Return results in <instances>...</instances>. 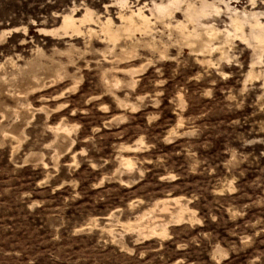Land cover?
<instances>
[{
    "label": "rangeland",
    "instance_id": "1",
    "mask_svg": "<svg viewBox=\"0 0 264 264\" xmlns=\"http://www.w3.org/2000/svg\"><path fill=\"white\" fill-rule=\"evenodd\" d=\"M170 1L0 0V264H264V0Z\"/></svg>",
    "mask_w": 264,
    "mask_h": 264
},
{
    "label": "bare ground",
    "instance_id": "2",
    "mask_svg": "<svg viewBox=\"0 0 264 264\" xmlns=\"http://www.w3.org/2000/svg\"><path fill=\"white\" fill-rule=\"evenodd\" d=\"M170 4L174 6H178L179 0H171ZM207 6H208L207 3H203V5L199 9L195 10L190 5H187V7L185 8L186 15L188 18L193 19V16L198 17L200 15L206 14ZM166 9L167 6H163L161 4L155 6V10L158 14L165 13ZM137 15L143 24L147 25L149 23L148 18L145 15H143L140 12V10L138 11ZM245 21H246L245 19L239 18L238 16H235L234 18L231 19V23L232 26L234 27L233 29L235 33L242 30ZM63 23L66 28H71L74 26V19L72 17H66L64 18ZM251 28H252L251 38H253L264 49V26L262 25V22L257 19L254 23L251 24Z\"/></svg>",
    "mask_w": 264,
    "mask_h": 264
}]
</instances>
